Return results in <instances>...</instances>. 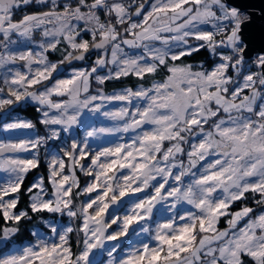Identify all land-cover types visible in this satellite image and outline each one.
I'll return each instance as SVG.
<instances>
[{"label": "snow or ice", "instance_id": "6c2138e0", "mask_svg": "<svg viewBox=\"0 0 264 264\" xmlns=\"http://www.w3.org/2000/svg\"><path fill=\"white\" fill-rule=\"evenodd\" d=\"M146 2L58 6V0H35L47 10L13 22L14 9L32 0H0V134L29 130L24 138L0 139V216L11 225L0 229V242L13 238L29 216L17 211L25 191L32 213H59L75 223L50 225L58 242L35 233V244L0 257V264H97L94 257L102 253L107 264H243L244 256L264 264V210L230 211L248 193L258 194L256 204L264 206V102L258 103L264 101V52L248 57L242 35L252 13L229 0H154L145 12ZM117 25L125 26L123 32ZM19 40L35 47L12 50ZM61 44L62 58L50 61L48 53ZM126 48L139 51L132 55ZM203 48L218 57L211 70L175 63ZM93 50L90 68L73 65ZM250 59L255 70L245 73ZM18 62L23 70L13 67ZM68 68L70 75L57 78ZM230 69L242 81L228 75ZM130 75L152 77L150 86L103 91L106 81ZM29 102L45 134L31 120L11 118L13 106ZM113 102L121 106L106 110ZM95 117L114 123L97 127ZM129 132L130 143L90 147L92 140ZM52 141L62 144L47 153L51 192L43 176L25 190L27 176L41 166V148ZM184 204L193 210L178 211ZM164 205L177 211L160 221L157 210ZM229 216L228 227L219 229ZM73 232L82 234L75 250Z\"/></svg>", "mask_w": 264, "mask_h": 264}, {"label": "trees", "instance_id": "16d2710c", "mask_svg": "<svg viewBox=\"0 0 264 264\" xmlns=\"http://www.w3.org/2000/svg\"><path fill=\"white\" fill-rule=\"evenodd\" d=\"M71 2L74 3V0H71ZM59 5H62V2H59ZM45 10H47V9L42 7V6H38L35 3V1L32 0V3H30L26 6L21 4V6L15 10L16 13L14 15H12V18L15 20H20L26 14H32L35 12L45 11ZM85 36H87L86 33H85ZM61 53L62 52H59V51H50L48 53V58L57 61V60L62 58ZM95 59H96V50H93L92 53L88 55L86 61H74L73 65L78 67V66L84 65V64L85 65L91 64ZM217 62H218V57L212 56L207 48H203L200 51L195 52L190 56L182 57L180 61H176V63L199 65L201 68H203L205 70H211L214 67L215 63H217ZM68 69H70V68H68ZM65 74H67V71H62L61 73L57 74V77H61ZM164 75H165V73L161 72L160 75H158L156 77V79H160ZM151 80H152V77H148L147 80L140 81V80H138L137 77L130 75L128 77H122L119 80L113 79V80L106 81L105 84L101 87L103 88L104 91L108 92V91H111V90H114L117 88H122V87H135L137 84H141V83L149 85ZM92 83H93V81H92ZM13 108H14V110L12 111L11 114L19 115V116L28 118L29 120L34 122L37 126H41V124H39V113L36 112V106L35 105H33L31 103H27V104H23V105L13 106ZM40 161H41L40 168L37 170H33L27 176L26 182L23 186L25 190L27 189V187L31 183H33L34 179L38 176L45 177V182L47 183L48 159L46 158V155L40 154ZM257 199H259L258 194L254 195L252 193H248V194H246V197L242 201L235 202L231 206L230 211L235 212L244 206H248V207L253 208L256 212L257 210L264 208V206H258L256 204ZM28 204H29V199H28V195L25 191L20 196V201H19L18 206H17V211H27L29 216L27 219H24L18 225L19 231L14 235L13 238L0 243V254H6L7 252H9L14 247L23 246V245L34 242V240L36 238L35 230L36 229H40V230L46 229L45 225L43 224V221L48 219V218L54 219L57 216V214L53 215V214L46 213V212L39 213V214L32 213L31 209L28 207ZM229 218H230V216H229ZM5 226H11L10 222H5L2 218V216H0V229H3ZM218 227H219V229H224L227 227V222L225 221L224 217H222L220 219Z\"/></svg>", "mask_w": 264, "mask_h": 264}, {"label": "rangeland", "instance_id": "374dc122", "mask_svg": "<svg viewBox=\"0 0 264 264\" xmlns=\"http://www.w3.org/2000/svg\"><path fill=\"white\" fill-rule=\"evenodd\" d=\"M59 2H62V4H63V3H66V2H71V0H58V5H59ZM125 2L127 3V0H125ZM136 2H137V4H139L141 2V0H136ZM152 3H154V0H147V2L145 3V9H144L145 12L146 11H149L151 9ZM38 6H40V5H38ZM49 7H50V5H49ZM16 9H14L13 15L16 13L15 12ZM131 11H133V12L135 11V6H133V8L131 9ZM100 15L102 16V18L106 19L105 17H103V13H100ZM133 19L139 21V20H142L143 17L142 16H140V17H135L134 16ZM18 21L19 20L13 19V22H18ZM81 27H83V24L82 23H81ZM117 27H118V29L121 32H123V28L125 26L124 25H117ZM202 27L210 28V26H202ZM86 34H87V36H85V33L82 32L81 33V38L82 39H87V40L91 41V39H92L91 34L90 33H86ZM12 39L13 40H18V37L15 34H13ZM33 39L36 40V41H39L41 39L40 33L39 32L34 33ZM217 39H219V37ZM189 43L190 44H196L197 42L194 39L189 38ZM34 47H35L34 44L25 43L23 40H19V42L17 44L11 45V49L14 50V51H23V50H26L27 48H34ZM65 47H66L65 44H61L59 46V49H60L59 52H62ZM126 51H128L132 55H135V54H137V52L139 50L127 49L126 48ZM49 60L50 61H53V62L56 61V60H52L50 58H49ZM190 65L193 66V71H205V69L201 68L199 65H193V64H190ZM91 66H92V63L91 64H86V65L85 64L84 65H80V66H78V68L87 69V68H90ZM13 67H18V68H21V70H23L22 69V62H18ZM250 69L251 70H254L248 64V62H247L243 66V71L246 73ZM71 71H72V68H70V69L67 70V74H65V75H63L61 77H57V78L67 77L68 75H70ZM107 71H108V69H104L101 74H106ZM228 75L232 76L234 80H241L242 81V77H237V75H236V73H235L234 70H231L230 69L229 72H228ZM92 81H93L94 84L92 83V87H91L90 90L93 93H95L97 84H96V81H95L94 78L92 79ZM138 85L139 84H137L135 87H137ZM145 85L146 86H150V84L149 85L145 84ZM0 87H3L2 79H0ZM135 87H131V88H135ZM122 88H126V87H122ZM122 88H117V89H114V90L119 91ZM104 92L110 94V93L113 92V90L108 91V92L107 91H104ZM245 94H248V90H245ZM260 102H264V101H259L258 103H260ZM120 106H121V103L120 102H113V103L108 104L106 106V110H115V109L119 108ZM5 115H7V114L5 113ZM17 117H19L20 119L29 120L28 118H25V117H22V116H19V115L11 114V118L12 119H15ZM92 123L95 126L99 127V126H110L114 122L107 121L103 117H95L92 120ZM36 130H38L40 132V134H45L44 133V126L43 125H41V126H37L36 125ZM28 132H29V130H17L16 132L11 133V134H7V135L0 134V139H15L17 137L24 138V136L27 135ZM133 135H134V133H131V132H129V133H120V134H118V136L103 137L100 140H92L90 142V147H91V149L95 150L98 147L109 146V145L114 144V143H117V142H129L130 143L131 142V137ZM61 144H62V141H60V142L52 141L48 145H46V146H44V147L41 148L40 154L41 155H46V158L49 159V157L47 156V153H49V152H55L61 146ZM182 158L185 161L187 160L186 155L184 157H182ZM203 163L204 162H201V165H198V168L195 169L194 171H197L198 172L199 167L202 166ZM78 174H79L81 183L83 184L85 178H84V176H83L82 173H78ZM3 176H4V174L3 173H0V179H2ZM38 177H40V176H38ZM38 177H36V178H38ZM46 188H47V190L50 193L51 192V184L46 183ZM78 202L79 201H77V203ZM169 203H170V201H169ZM167 208H168V205H164V206L158 208V210H157V219L158 220L163 221L164 219H167L170 216L175 215V213H176L177 210L180 211L181 213H183L185 210H193V209H191V206H189L187 204H184L182 206H178V209L177 210H171V211H169V210H167ZM239 210H237V211H239ZM262 210H264V208L257 210L256 211V214H259V212L262 211ZM227 219H230V218L229 217L228 218H225V221L226 222H227ZM43 224L45 225L46 229H43V230L36 229L35 230V233H39L40 238H43L44 240H56L57 242H58V238L55 237L51 233L50 225L51 226H57V227H64V226H67V225L71 224L72 226L75 227V223L74 222L69 221V218L67 216H61L59 213H57V216L54 219L53 218H48V219L44 220L43 221ZM154 226L155 225L153 224V227ZM241 226H243V225H241ZM217 227H218V225H217ZM227 227H228V225H227ZM221 230H223V229H221ZM141 238L144 239L143 237H141ZM78 239L79 240H82V234L79 237L77 236V234L75 232H73L72 234H70V244L72 245L73 250L76 249ZM136 239L137 238L135 236H132V237L129 238V242H135ZM36 242H37V236H36L34 242L29 243V244H26V245H23V246L14 247L9 252H7L6 254H0V257L7 256L9 254H15L18 250H21L24 247L33 245ZM145 242H149V241L147 239H145ZM121 244L124 245L125 244V241L122 240L121 241ZM127 250H128L127 247H122L120 249V255H124L127 252ZM94 259L96 260L97 264H100L101 261H103V264H107V254L106 253L98 254L97 256L94 257ZM242 261H243V264H254V262L251 260V258L250 257H247V256L242 257Z\"/></svg>", "mask_w": 264, "mask_h": 264}, {"label": "water", "instance_id": "95a60500", "mask_svg": "<svg viewBox=\"0 0 264 264\" xmlns=\"http://www.w3.org/2000/svg\"><path fill=\"white\" fill-rule=\"evenodd\" d=\"M229 3L252 13V20L242 28V35L249 47L247 56L264 52V0H229Z\"/></svg>", "mask_w": 264, "mask_h": 264}, {"label": "built area", "instance_id": "2783aa9c", "mask_svg": "<svg viewBox=\"0 0 264 264\" xmlns=\"http://www.w3.org/2000/svg\"><path fill=\"white\" fill-rule=\"evenodd\" d=\"M259 53H253L250 57L252 58V59H255V57H256V55H258ZM248 64L252 67V62H251V59L250 60H248ZM253 68V67H252ZM254 69V68H253ZM255 70V69H254Z\"/></svg>", "mask_w": 264, "mask_h": 264}]
</instances>
